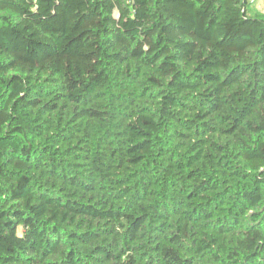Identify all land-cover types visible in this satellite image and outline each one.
Returning <instances> with one entry per match:
<instances>
[{
  "label": "trees",
  "instance_id": "16d2710c",
  "mask_svg": "<svg viewBox=\"0 0 264 264\" xmlns=\"http://www.w3.org/2000/svg\"><path fill=\"white\" fill-rule=\"evenodd\" d=\"M257 0H0V264H264Z\"/></svg>",
  "mask_w": 264,
  "mask_h": 264
},
{
  "label": "rangeland",
  "instance_id": "374dc122",
  "mask_svg": "<svg viewBox=\"0 0 264 264\" xmlns=\"http://www.w3.org/2000/svg\"><path fill=\"white\" fill-rule=\"evenodd\" d=\"M252 9L256 11H262L264 13V0H257L253 5Z\"/></svg>",
  "mask_w": 264,
  "mask_h": 264
}]
</instances>
